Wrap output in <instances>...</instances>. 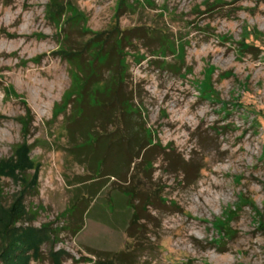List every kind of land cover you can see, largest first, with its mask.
Returning a JSON list of instances; mask_svg holds the SVG:
<instances>
[{"label": "rangeland", "instance_id": "374dc122", "mask_svg": "<svg viewBox=\"0 0 264 264\" xmlns=\"http://www.w3.org/2000/svg\"><path fill=\"white\" fill-rule=\"evenodd\" d=\"M121 30L131 36L123 55L132 119L154 147L127 182L101 178L106 186L72 234L73 184L101 172L90 175L75 155L90 147L95 160L112 135L98 137V125L84 142L71 134V125H90L107 91L96 81L87 109L76 108L84 72L65 53L92 51ZM23 144L32 168L0 172V204L25 190L20 224L51 231L30 264H52L49 251L62 249L61 264L107 255L123 264H264V0H0V164Z\"/></svg>", "mask_w": 264, "mask_h": 264}, {"label": "trees", "instance_id": "16d2710c", "mask_svg": "<svg viewBox=\"0 0 264 264\" xmlns=\"http://www.w3.org/2000/svg\"><path fill=\"white\" fill-rule=\"evenodd\" d=\"M112 31L110 30V32ZM127 31L131 32L132 30ZM120 32L112 39H110V36L99 38L96 41V48L94 47L92 51L84 48L83 50L65 53L68 59L78 60L84 72V81L80 93L82 91L85 93L81 94L80 100L78 96L76 97V108L87 109L85 94L96 81L101 82L107 91L105 95L100 96L102 106L90 110V125L85 128L71 125V134L77 133L84 142L87 139V134L94 132V127L98 125L101 127L96 133L98 137L105 138L112 135L109 145H104L95 160L90 159L93 151L90 147L82 151L81 154L75 155L79 158L83 156V160L88 161L90 166L93 167L89 170L90 175H94L95 168L100 169L101 172L98 176L81 178L76 186L73 184L69 211L72 234H76L81 230L83 218L89 211L91 202L97 197L100 190L106 186V183L100 182L101 178L113 177L119 181L127 182L128 169H134L137 163L144 161L149 149L154 147V145H150L145 130L141 129L136 119H132L133 115L137 114L132 106L133 101L124 90L126 69L123 55V50L127 46L126 42L131 36L126 34V31L121 30ZM109 39L112 40V46H109ZM111 51L116 52V58L111 54ZM96 110H98V113ZM111 124L117 127L114 131L108 129ZM111 132L113 133L111 134ZM110 146L114 150L117 159V162H112L113 166L111 165V168L106 162V155ZM30 149V145L23 144L10 161L0 164V172L3 175L16 178L18 173L31 169ZM84 155L86 158H84ZM123 156L126 158L124 159ZM137 159L140 160L136 161ZM37 177L38 175L35 172L32 179L27 183V188L34 187ZM88 181L91 182L88 183ZM119 191L125 195L129 204L135 207L132 202L134 190L123 187ZM24 193L25 190H22L8 205L0 204V264H30L32 260L39 259L41 246L52 240V234L48 227L20 224L25 221L27 215L23 199ZM135 221H137V216L134 213L130 224ZM48 254L52 264H61L62 257H66L67 253L62 249L50 250ZM101 264H123V261L120 258L118 259L117 256L109 257L107 255L101 260Z\"/></svg>", "mask_w": 264, "mask_h": 264}]
</instances>
